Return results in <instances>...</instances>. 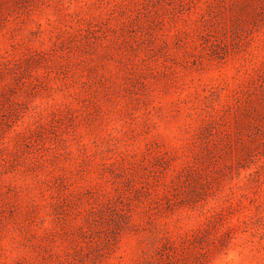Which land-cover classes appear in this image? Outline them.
<instances>
[{"label":"rangeland","instance_id":"374dc122","mask_svg":"<svg viewBox=\"0 0 264 264\" xmlns=\"http://www.w3.org/2000/svg\"><path fill=\"white\" fill-rule=\"evenodd\" d=\"M0 264H264V0H0Z\"/></svg>","mask_w":264,"mask_h":264}]
</instances>
